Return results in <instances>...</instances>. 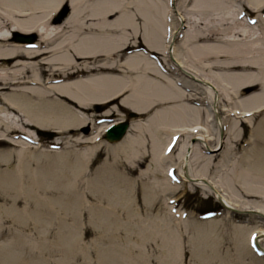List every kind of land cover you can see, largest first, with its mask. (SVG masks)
I'll return each instance as SVG.
<instances>
[{"label":"bare ground","instance_id":"bare-ground-1","mask_svg":"<svg viewBox=\"0 0 264 264\" xmlns=\"http://www.w3.org/2000/svg\"><path fill=\"white\" fill-rule=\"evenodd\" d=\"M244 2L259 13L254 26L245 23V13L238 12L242 4L235 0L231 7L224 0H180L173 8L170 0H0V198L10 199L6 213L13 221L27 225L31 220L25 229H34L37 244L31 239L21 241L38 254L33 252L23 264H92L90 248L82 243L91 232L80 222L86 213L99 235L111 241L104 248V236L95 240L94 264H143L134 258L133 247L140 246L137 239L130 235L120 239L115 232L122 224L115 220L118 207L129 210L130 192L104 179L92 190L87 185L88 192L84 182V165L98 151L99 136L109 126L98 125L97 119L111 116L119 106L153 114L143 123L132 122L128 135L109 144V149L113 159L122 155L132 165L151 159L146 171L140 172L152 176L142 198L149 208L159 196L163 200V211L155 218L168 264H181L173 255L186 237L180 238L177 222L192 232L193 264H264V249L258 247L254 255L250 250L264 236V225L235 223L231 218L241 197L264 199V116H260L264 110V0ZM63 4L69 14L56 24L53 14ZM221 10L223 23L217 25L211 17ZM194 12L204 18L200 22L204 29H197L189 15ZM174 15L180 23L175 36L183 34L177 42L166 40L173 33L174 23L169 21ZM16 33H37L40 39L34 45L19 42ZM227 84L231 86L228 99L222 97V92H228ZM102 108H106L104 114H97ZM256 115L262 117L258 123ZM91 124L99 136L95 131L94 136L88 135ZM245 124L253 127L249 147L229 166L232 139L240 140ZM133 131L138 135L134 137ZM41 133L59 134L55 144L70 139L74 144L93 145L71 156L64 151L38 152L34 145ZM217 149L221 152L211 153ZM31 162L38 171H27ZM14 163L11 173L1 170ZM119 164L122 161L116 160L109 167L118 170ZM218 168L224 174L212 175ZM167 172L172 180L165 177ZM187 184L200 188L205 198H218L229 219L186 216L184 220L183 212L173 205L177 199L168 195L181 192ZM236 188L240 198L230 195ZM52 189L57 191L56 198ZM98 194L107 197L106 206ZM90 197L99 198L101 205H93ZM19 198L25 203L22 208ZM246 204L257 208L254 214H261L263 208L255 201ZM228 222L230 234L222 228ZM109 227L112 233L103 231ZM129 228L125 225L126 234H135ZM224 239L234 244L235 262L224 258L229 250L220 253ZM13 243L9 239L0 244V264H22L23 252ZM53 253L60 257L48 261L44 254ZM248 256L247 263L244 257Z\"/></svg>","mask_w":264,"mask_h":264},{"label":"rangeland","instance_id":"rangeland-1","mask_svg":"<svg viewBox=\"0 0 264 264\" xmlns=\"http://www.w3.org/2000/svg\"><path fill=\"white\" fill-rule=\"evenodd\" d=\"M178 1H180V0H175V4L178 3ZM219 1H221V0H219ZM224 1L226 3L227 7H231V5H232L231 3L234 0H224ZM235 1L242 4V8H238V12L243 9V12H245V15H246L245 17H248L251 21L255 20V18L259 15V13H256L253 10H251L249 8V6L244 2V0H235ZM219 6H222V5H219ZM61 8L62 9L60 10V12H58L59 14H57L58 15L57 17H59L65 11L66 7H61ZM223 14H224V11L221 10L218 14L215 13V17H211V18L212 19L215 18L214 21L217 23V25L221 24V23H223V21L220 19H221V17H223ZM189 15L193 19L196 20L197 29H198V27H202V29H204V26H202V24H200L201 21H204V18L202 17V15L200 13L194 12V13L189 14ZM236 17H238L237 14H236ZM224 19H225L226 23L228 21L232 22V20H234V16H233V18L231 17L230 19H228V21L226 18H224ZM218 20H219V22H218ZM245 23L248 24V22H245ZM176 25H179V22L176 23ZM252 26H254V24H252ZM257 31H259V30L257 29ZM37 37H39V36L37 35ZM234 38H236V37H234ZM237 38H238V36H237ZM238 70H240V69L233 70V71H238ZM216 72H221V70H216ZM205 77H206V75H205ZM228 86L229 85L227 84L228 92L226 90L224 92H222V97L226 98V99L229 98L230 92H231L230 91L231 86H229V88H228ZM237 99H236V101H237ZM234 106H236V105H234ZM105 109L106 108H102L101 110H99L100 112L97 114H104L103 111ZM111 112H113L111 114V116H108V117L104 116L100 121L101 123L97 122V124L98 125H102V124L104 125L108 122L110 123L111 121H113L117 118H120L121 116H125V113L129 112V109L126 107H123V106H119L117 108L115 107L114 110ZM247 113H250V112H247ZM150 114H152V112H148L146 114L140 115L139 118L136 120L139 121L140 123H143L145 121V119ZM222 116H224V114ZM260 116H264V110L262 111ZM260 116H258V115L254 116V119L257 118L256 123H258V121L262 118ZM247 117H250V115L245 116V118H247ZM94 131L96 132V133H94L95 136L97 134H99L98 128L92 129V124H91V126H89V130H88L89 134L88 135L94 136L91 134V132H94ZM240 131H241L240 132V138H238L240 140H238V142L235 143L234 142L235 138L233 137V139H232L233 143L230 145V148H231V150H233V152L230 154L231 162L229 163V166H231V164H234L238 160L236 157L241 156L242 152L249 147L248 143L252 139L251 133L253 131V127H250L248 124H245V126L240 128ZM43 132L46 133L47 131L46 132L43 131ZM132 134L134 137L136 135H138L134 131L132 132ZM58 135L55 134L54 137H50V136H46L45 134L41 133L38 136L39 137L38 139H40L41 142H40V144L35 146L34 150H36L38 152L42 151V150H46L47 152H52L53 150H49L48 147L50 145H54V142L52 140H54V138H56V136H58ZM97 136H99V135H97ZM236 140H237V138H236ZM146 141H147V139H146ZM194 142H196V141H194ZM75 144H74V142L70 141V139L69 140L66 139V140L62 141V144H59V146L61 147L60 150H54V151L55 152L64 151V152H67L68 156H71L70 154L74 155V153H78L79 151H85V149L90 147V145H93L92 143H86L83 145H78L77 143H75ZM97 145H98V151L93 155V157L89 160V162L86 163V165H84L85 172L83 175L85 176L84 182L87 181V184L85 186L86 190L88 191V186L92 190L95 185L100 186L102 183H105V181H106V182H111L113 185L117 184L118 186H120V188L124 189L128 195L130 192L129 196L131 199L129 201V204L127 205L129 210L128 211H125V210L122 211L121 208L118 207L117 211H120V212L116 213L117 219H115V220L118 223H122V224L119 225L120 228L115 232L118 233L120 239L121 238L124 239L128 235L132 236L133 239H137V242L139 243L140 246L133 247V251L135 253L134 258L142 261L143 264H168V258H169L167 256L168 251L166 250V247L163 245L162 238H161L160 234H158V232L156 230L157 229L156 223L159 222V219L156 220V218H155L157 215L161 214L163 211L164 203H163V205H160V201L162 202L163 200H161V196H159L158 201L156 203H153L151 208H149V205H147L146 203L144 204V201L142 198L143 194H144V187H145L144 185H148L151 183V177L152 176H150V177L146 176L145 177V175H140V172L146 171L147 167L149 166L148 165L149 162H151V159L147 158V160L141 164H137V163H135V165L128 164L125 160V157H124V159H121L122 155L116 156V159H113V157L115 155L111 154V151L109 149V144H107L103 139H100V141L97 143ZM146 149H147V146L144 147V150H146ZM173 151H175V154H176V151H177L176 147H175V150H173ZM170 152H171V150H170ZM220 152H221V150L217 149L216 151L211 152V153L218 154ZM233 154H235V155H233ZM116 160L122 161V164H119L118 170H114L112 167H109V165L111 163H115ZM178 162H179V165L182 163L181 161H178ZM171 163H173V162H168V165ZM81 165H83V164H81ZM14 166H16L15 163L13 165H11V167L6 168V166H4L1 170H5V171L11 173L15 169ZM41 168H43V167H41ZM221 169L222 168L212 170V175H215L216 173H218L219 175L222 173L224 174V171H221ZM34 170L38 171V169H36V164L31 162V168H29L27 171H30L32 173ZM165 177H166V174H165ZM27 178H28L29 183H30V178H29L28 174H27ZM34 178H36V176ZM31 179H33V175L31 176ZM103 179L105 181H103ZM35 189H36L37 193L39 194L40 190L37 188H35ZM78 190L82 191V189H78ZM54 191L55 190L52 189L50 192H54ZM40 193H43V191ZM98 193H101V192L98 191ZM230 195L232 197L240 198L241 191L239 189H237V191L235 193L232 192ZM39 196H40V194H39ZM57 196H58L57 191L52 194V197L56 198ZM168 196L172 197V199H177V201L174 202V205H177L176 209H180L181 211L187 212V215L190 217L200 218L201 214L208 212L210 210V211H216L217 215L215 217H220L219 218L220 220L221 219L224 220L225 218L229 219L226 216V213H227L226 209L219 203V201L216 199V197L212 195L209 198H205L203 196L200 188L192 189L187 184L182 189L181 192L175 193V194H170ZM98 197H101L100 199L103 201L102 203H104V206H106L108 204V203H106L107 197L105 195L98 194ZM40 198L46 199V198H43L41 196H40ZM241 198H242L240 200L241 203L239 202L238 204H236V201L235 202L232 201L233 203H235L237 205L236 208L238 210V211H235L231 214V215H233L231 218L234 217L232 220H234L235 223H245V224H247V223L256 224V222H259V224H257V226H263L264 225V199H261L259 197H245V196H243ZM100 199L95 198V200H94L92 197H90L89 201L91 203H93V205H101L100 204L101 202H99ZM19 201H21L19 203V208L20 207L22 208L25 205V203L23 200H21V198H19ZM254 201L257 203V205H259L261 208H263L262 211H259L261 214H254L255 212L253 210L254 209L257 210V208H253L251 206H248L247 204L245 205L246 202L252 203ZM90 202L88 204H90ZM32 204L33 203L31 202L30 205H32ZM9 206H10V199H9V201H7L6 197L2 196L0 198V211H2L1 212L2 218L0 219V226L2 225V229L0 231V244L4 241L9 240V239L14 240V243H13L14 246L18 249H21L23 252V261L21 262L23 264L27 257L30 258V256H32L33 252H36L38 254V251H36L35 248H34L35 249L34 250L33 247H30V245H28V244H22L23 242L21 241V239H31V242H35L36 244H37V241H36V237L34 235L35 233H32L34 229L28 230V231H27V229H25L26 227H29L28 224L31 223V220L29 222H27V225L18 223V222H16V220L13 221V219H11V217H9V215H7V213H6V209H8ZM128 212H130L131 214ZM88 214L89 213H86L85 217L84 216L80 217V222L82 223L83 227L85 229L89 228L91 231L90 234L88 235V237L82 241V243H85V244H87V246H89L91 263L94 264L95 259L97 260V258H96L97 253H95V248L97 245L94 243L95 240L99 236H104V239H103V237L101 239V246L104 248H105V246L108 247V245H111V241L109 239V236H107L103 233H102V235H99L100 232H98L97 228L94 227V225L91 222V220L93 218L91 216H88ZM94 219H98V218H94ZM111 220L112 221L114 220L113 216H111ZM177 221H179V220H177ZM125 225L130 226V228L127 229V231H134V229H135L136 230L135 234L134 233L126 234ZM177 226L179 229L178 234L180 235V238L183 240V238L186 237V239L182 241V245H181V248L178 250V253L174 252L175 255H173V257H174L173 259H174V261L180 260L178 262H181V264H193L194 259L192 256V246L189 242L190 238L192 236V232L191 231H184L183 229H181L178 222H177ZM111 228L112 227H109L103 231L112 233L113 229H111ZM222 228L224 230H227V233H229V234L232 231L230 228V223L222 226ZM263 228H264V226H263ZM137 236H138V238H137ZM189 236H190V238H189ZM263 238H264V236H262L261 239H263ZM51 239H53V235L49 238L50 241H51ZM121 241L122 240H119V243ZM263 243L261 244V246L264 248ZM220 245L222 246L220 253H223V255H225L226 250H229V252H230V254H227V257H224V258L228 259L229 262H235L233 260L234 255H236V251L234 250V247H233L234 244L232 242H227L224 239L223 244H220ZM2 254H3V252H1V246H0V257H2ZM252 254L254 255L253 251H252ZM34 255H36V254H34ZM44 255L47 256L45 258L48 261L52 260V262L54 259H57L58 257H60L59 253H53L51 256L49 254H47V255L44 254ZM244 260H246V262L249 261V256L246 257V259L244 257ZM221 262H222V260H221ZM246 262L244 261V263H246Z\"/></svg>","mask_w":264,"mask_h":264},{"label":"water","instance_id":"water-1","mask_svg":"<svg viewBox=\"0 0 264 264\" xmlns=\"http://www.w3.org/2000/svg\"><path fill=\"white\" fill-rule=\"evenodd\" d=\"M66 13H67V10L64 12V14H62V16L57 21L58 22L62 21V19L66 15ZM33 39H35V38L33 37ZM127 128H128V123H120L119 125L113 127L111 130L108 131L106 139L109 142L119 141L123 137V135L125 134Z\"/></svg>","mask_w":264,"mask_h":264}]
</instances>
